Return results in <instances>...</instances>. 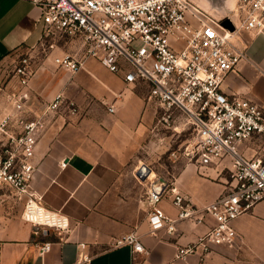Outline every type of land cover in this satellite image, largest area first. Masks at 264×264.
Instances as JSON below:
<instances>
[{
    "label": "crops",
    "instance_id": "obj_1",
    "mask_svg": "<svg viewBox=\"0 0 264 264\" xmlns=\"http://www.w3.org/2000/svg\"><path fill=\"white\" fill-rule=\"evenodd\" d=\"M40 17L33 0H0V114L14 110L15 94L25 102L21 115L26 117L41 113L57 93L65 95L66 102L47 117L39 134L32 188L47 208L69 217L70 229L36 228L24 220L22 209L0 207V264H76L81 243L91 257L89 264H134L131 246L114 245L133 231L145 247L136 254V264H264V199L236 219L233 244L215 245L208 253L200 249L175 258L179 245L195 241L215 223L211 216L198 225L180 221L174 233L151 232L145 198L152 181H165L204 206L225 191L230 158L200 166L180 156L179 149L172 155L173 149L169 157L175 171L166 169L168 135L162 109L148 102L150 85L128 83L95 58L76 72L59 67L56 56L77 53L80 47L70 41L44 54ZM236 43L245 47L246 58L226 76L222 89L264 107V34L242 32ZM27 52L34 56V74L22 86L14 65ZM70 100L78 105L76 114L70 112ZM112 105L114 112L109 111ZM177 114L175 131L182 127ZM247 145L251 143L242 149ZM142 164L160 167L162 175L156 178L152 170L149 179H139L136 173ZM161 206L177 216L171 191ZM44 241H51L52 248L42 254L39 244Z\"/></svg>",
    "mask_w": 264,
    "mask_h": 264
},
{
    "label": "built area",
    "instance_id": "obj_2",
    "mask_svg": "<svg viewBox=\"0 0 264 264\" xmlns=\"http://www.w3.org/2000/svg\"><path fill=\"white\" fill-rule=\"evenodd\" d=\"M33 2L41 9L40 46L44 54H49L60 39H69L80 47L77 53L56 56L59 67L76 72L89 58H95L109 71L121 73L128 83L147 82L148 102L162 109L165 127L173 128L178 113L194 131L193 139L179 148L180 156L200 166L230 158L225 191L204 206L195 205L165 181H152L145 198L151 232L166 229L174 233L180 221L198 225L211 216L215 223L195 241L179 245L175 258H186L200 249L208 253L215 245L233 244L238 236L236 219L264 199V107L250 98L226 94L222 84L246 58V49L236 43V38L242 32L264 34V0H238L233 28H226L223 19L192 0ZM33 65L32 52L18 57L14 75L22 86L29 84ZM65 100L59 92L41 113L26 117L21 115L25 102L15 94L14 110L0 114V186L10 188L25 201L24 220L36 228L64 232L70 229L69 217L46 207L42 196L32 188V179L39 134L47 117ZM67 105L71 113L78 112L74 101ZM109 111H115L113 105ZM249 142L251 145L242 149ZM171 154L175 155V150ZM136 176L141 180L150 178ZM169 191L176 217L161 206ZM80 245L76 264H89L91 257L84 253L85 243ZM114 245L131 246L134 264L136 254L145 251L137 231L116 239ZM51 248V241L39 244L42 254Z\"/></svg>",
    "mask_w": 264,
    "mask_h": 264
},
{
    "label": "rangeland",
    "instance_id": "obj_3",
    "mask_svg": "<svg viewBox=\"0 0 264 264\" xmlns=\"http://www.w3.org/2000/svg\"><path fill=\"white\" fill-rule=\"evenodd\" d=\"M198 5L204 7L205 9H209L212 13L216 14L218 18L225 17L236 19V9L238 7V0H192ZM223 22V21H222ZM233 23V22H232ZM224 24V22L222 23ZM226 28H231L232 24H224ZM60 46L65 44L66 42H70L69 39H60L57 41ZM56 46V47H57ZM54 47V48H56ZM180 130L175 131L173 128L169 127L164 129L165 133L168 135V147L169 152L164 154V161L166 162V169H171V172L175 171V168L172 167V159L169 157V153L174 149L183 148L193 139V129L190 125H186L184 123V119L182 118V127H179ZM165 169V170H166ZM152 170L156 172V178H159L162 175V171L160 167H153ZM167 173V172H165ZM24 200L18 199L14 192L8 188L0 186V207L9 208L11 210H20L24 209Z\"/></svg>",
    "mask_w": 264,
    "mask_h": 264
},
{
    "label": "water",
    "instance_id": "obj_4",
    "mask_svg": "<svg viewBox=\"0 0 264 264\" xmlns=\"http://www.w3.org/2000/svg\"><path fill=\"white\" fill-rule=\"evenodd\" d=\"M208 12H210L211 14H213L214 16H216L217 17V15L216 14H214V13H212L211 11H209V9H206ZM221 19H223V22H224V24H232V26H233V23H232V19L229 17V18H227V19H225V17H220ZM231 26V27H232ZM233 28V27H232ZM152 171V168L151 167H149L148 165H146V164H142L140 167H139V169H138V171H137V175H140V174H143V176H144V178H147L148 176H150V172Z\"/></svg>",
    "mask_w": 264,
    "mask_h": 264
}]
</instances>
